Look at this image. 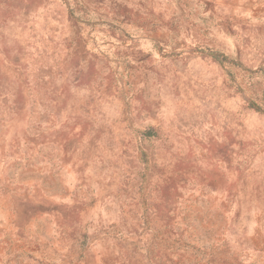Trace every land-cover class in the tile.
Instances as JSON below:
<instances>
[{
    "label": "rangeland",
    "instance_id": "1",
    "mask_svg": "<svg viewBox=\"0 0 264 264\" xmlns=\"http://www.w3.org/2000/svg\"><path fill=\"white\" fill-rule=\"evenodd\" d=\"M0 264H264V0H0Z\"/></svg>",
    "mask_w": 264,
    "mask_h": 264
},
{
    "label": "trees",
    "instance_id": "2",
    "mask_svg": "<svg viewBox=\"0 0 264 264\" xmlns=\"http://www.w3.org/2000/svg\"><path fill=\"white\" fill-rule=\"evenodd\" d=\"M211 54L218 60H225L226 57H224V55H222L221 53H217V52H211ZM255 106V105H254ZM258 108V107H256Z\"/></svg>",
    "mask_w": 264,
    "mask_h": 264
}]
</instances>
